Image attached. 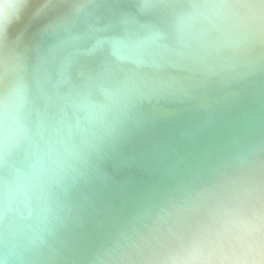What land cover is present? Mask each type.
Segmentation results:
<instances>
[{
    "label": "water",
    "instance_id": "obj_1",
    "mask_svg": "<svg viewBox=\"0 0 264 264\" xmlns=\"http://www.w3.org/2000/svg\"><path fill=\"white\" fill-rule=\"evenodd\" d=\"M88 1L16 48L0 108V264H139L196 193L264 175V46L198 59L175 31L192 3L143 14L150 0Z\"/></svg>",
    "mask_w": 264,
    "mask_h": 264
},
{
    "label": "bare ground",
    "instance_id": "obj_2",
    "mask_svg": "<svg viewBox=\"0 0 264 264\" xmlns=\"http://www.w3.org/2000/svg\"><path fill=\"white\" fill-rule=\"evenodd\" d=\"M110 1L113 4L109 5L115 10L120 6L119 0ZM165 1L170 4L183 1L184 6L193 4L192 9L182 10L179 28L175 30L179 38L187 41L186 45L194 48L189 56L205 60L220 54L230 58L236 50L250 49V52L264 46V0ZM87 3L88 0H0V108L12 85L11 82L6 86L7 78L13 80L14 72L19 68L16 64L19 56L15 57V53L21 40L25 41L31 31L43 28L38 24L52 21ZM216 3L223 5L217 8ZM154 6V0L143 2V14H148L149 10L151 13ZM193 23H196L195 27H192ZM143 49L139 53L148 58L151 53L144 45ZM165 63L171 80L179 81V66ZM153 67L154 63L136 76L144 79ZM245 173L243 171L235 178ZM240 181L206 188L188 199L179 208H189L190 205L197 208L170 234L169 230L166 231L165 240L157 244L158 249L139 264H264V175L255 183L237 186ZM260 184L262 188L257 189ZM199 210V216L205 215L197 217ZM177 220L173 218L170 222L175 224ZM168 239H171L169 245L173 246L161 250ZM181 239L183 241L179 242ZM154 257L157 258L153 260Z\"/></svg>",
    "mask_w": 264,
    "mask_h": 264
}]
</instances>
